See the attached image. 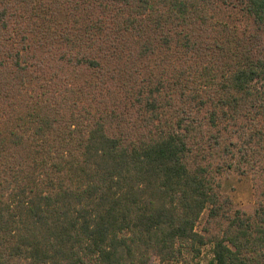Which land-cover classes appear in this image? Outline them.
I'll return each instance as SVG.
<instances>
[{
	"label": "trees",
	"instance_id": "16d2710c",
	"mask_svg": "<svg viewBox=\"0 0 264 264\" xmlns=\"http://www.w3.org/2000/svg\"><path fill=\"white\" fill-rule=\"evenodd\" d=\"M67 1L71 0H0V51L7 50L6 57L11 59L6 62L0 52V109L3 103L8 107L5 118L2 112L6 110L0 111V159L7 148L25 147L27 130L46 140L44 135L55 129V122H61L38 100L27 102L24 94L33 90L18 74L29 68L22 51L29 46L24 31L32 30L34 41L46 43L50 49L55 42L77 46L80 36L57 28L49 15ZM96 1L111 10L108 2ZM112 1L117 3L114 31L139 36L143 34L134 26L140 24L134 14L145 16L156 30L161 23L184 29L178 20L195 16L203 25L204 6L208 5L204 0ZM243 1L246 11L264 27V0ZM10 3L14 4L13 22L8 19ZM18 6L23 7L22 13L16 12ZM46 12L48 17L39 16ZM32 15L37 19L26 20ZM85 27V32L92 28ZM94 28L103 34L102 21ZM13 29L15 35L10 33ZM183 36L182 46L194 50L196 42L190 44L188 31ZM161 40L170 44L167 36ZM244 50H238L236 63L223 74L221 85L226 94L217 103L235 114L250 103L252 82L264 73V60L255 61ZM82 62L99 65L95 59ZM210 73L205 67L203 75ZM151 97L146 100L151 111L147 124L153 127L136 141L126 140L123 131L110 135L100 116L83 143L74 147L77 152L68 148L69 142L59 144L52 165L54 176H47L43 185L36 182L33 171L20 176L14 169L11 173L0 169V264H157L156 258L164 261L179 255L178 242L205 244L195 224L208 206L210 215H217L218 171L210 163L191 159L196 151L193 132L199 133V128L182 126L180 120V130L154 128L157 102ZM216 115L214 110L208 116L211 126H215ZM21 125L26 128L20 129ZM33 151L39 153L40 148ZM261 194L264 197V190ZM227 219L224 231L210 240L211 264H264V202L253 215L235 210Z\"/></svg>",
	"mask_w": 264,
	"mask_h": 264
},
{
	"label": "rangeland",
	"instance_id": "374dc122",
	"mask_svg": "<svg viewBox=\"0 0 264 264\" xmlns=\"http://www.w3.org/2000/svg\"><path fill=\"white\" fill-rule=\"evenodd\" d=\"M204 1L208 2L203 10L204 24L189 16L188 20H178L185 25L184 29L161 23L156 30L145 16L134 14L140 24L133 25L138 27L141 36L130 31H114L115 1L101 0L102 4L108 2L111 10L104 9L96 0L60 2L49 15L57 28L80 36L77 46L55 42L50 49L48 44L34 41L32 30L24 31L29 46L22 51L29 68L18 75L33 90L30 95L24 94L27 102L38 100L55 121L61 122H55V129L44 135L46 140L27 130L25 147L7 148L0 159L1 170L11 173L14 169L20 176L33 171L41 186L47 176H54L52 165L57 159L59 144L69 142L70 149L81 145L87 130L100 116L110 135L118 136L123 131L126 140L136 141L146 134L153 127L147 124L151 111L146 107V100L153 96L157 102L154 128L180 130L179 120L182 126L192 124L199 128V133L193 132L196 151L191 159L210 163L212 170L218 171L215 179L219 184L215 187L219 199L217 215L211 216L208 206L195 224V230L205 237V244L192 246L189 242H178L179 255L164 261L156 258L157 264H211L210 240L224 231L228 216L235 210L253 215L258 204L264 202L261 194L264 190V73L252 82V94L247 101L250 103L237 114L217 105L226 94L221 85L222 76L236 63L238 50L245 48L255 61L264 60V27L246 11L243 0ZM13 6L9 4V20ZM22 9L18 6L16 12L22 13ZM47 13L39 16L48 17ZM27 19L31 22L37 18L32 15ZM100 21L103 34L94 28ZM85 26L92 28L85 32ZM185 31L190 44L196 42L194 50L182 46ZM15 32L13 29L10 33L15 35ZM164 36L169 37V45L161 40ZM0 52L6 62L11 60L6 57L7 50ZM84 59H95L99 65L91 67L82 62ZM205 67L211 70L210 76L203 75ZM6 108L7 103H3L0 111L6 110L2 112L4 118ZM214 110L217 119L215 126H211L208 116ZM222 110H226L225 114ZM25 128L20 126L22 130ZM70 130L75 132L69 133ZM36 146L40 148L39 153L33 151ZM73 151L77 152V147Z\"/></svg>",
	"mask_w": 264,
	"mask_h": 264
}]
</instances>
